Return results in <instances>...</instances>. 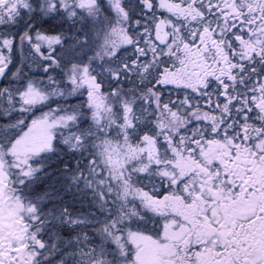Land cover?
I'll return each instance as SVG.
<instances>
[{
    "label": "snow or ice",
    "instance_id": "obj_1",
    "mask_svg": "<svg viewBox=\"0 0 264 264\" xmlns=\"http://www.w3.org/2000/svg\"><path fill=\"white\" fill-rule=\"evenodd\" d=\"M0 264H264V0H0Z\"/></svg>",
    "mask_w": 264,
    "mask_h": 264
}]
</instances>
